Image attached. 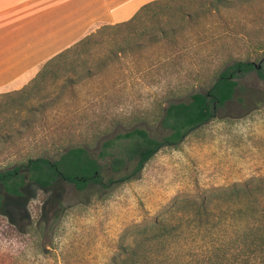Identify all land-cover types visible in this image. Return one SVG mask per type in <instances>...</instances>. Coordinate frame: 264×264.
I'll return each instance as SVG.
<instances>
[{
  "label": "rangeland",
  "instance_id": "rangeland-1",
  "mask_svg": "<svg viewBox=\"0 0 264 264\" xmlns=\"http://www.w3.org/2000/svg\"><path fill=\"white\" fill-rule=\"evenodd\" d=\"M220 16L225 23L209 15L190 25L177 44L115 61L38 116L23 138L1 145L3 171L40 155L58 160L64 147L91 143L93 136L99 137L93 142L97 149L102 140L134 128L162 140L170 135L161 126L165 109L206 93L226 68L221 60L227 48L256 66L238 71L233 98L178 145L158 151L136 180L79 190L61 179L45 189L27 178L22 197L0 186V264H111L125 232L151 222L175 197L264 178V79L258 74L264 72V50L253 47L264 40V33L257 35L264 29V0ZM120 176L108 170L107 177Z\"/></svg>",
  "mask_w": 264,
  "mask_h": 264
},
{
  "label": "trees",
  "instance_id": "trees-1",
  "mask_svg": "<svg viewBox=\"0 0 264 264\" xmlns=\"http://www.w3.org/2000/svg\"><path fill=\"white\" fill-rule=\"evenodd\" d=\"M258 0H157L144 5L129 21L104 25L49 59L36 77L18 91L0 95V147L23 138L48 109L76 86L94 77L128 54L163 43L177 44L191 28L209 15ZM264 33L262 29L257 35ZM238 41L243 39L232 35ZM216 40V39H215ZM264 50V40L254 46ZM212 56L221 59L217 54ZM226 68L206 93L192 94L187 101L172 102L165 109L161 126L170 131L162 140L134 128L95 149L85 140L64 147L58 160L44 155L25 164L0 171V186L13 197H22L26 179L42 188L58 180L79 190L90 184L111 189L113 183L138 179L145 165L162 148L178 145L190 132L214 117L215 106L230 101L236 91L235 75L256 66L226 49ZM264 79V72H259ZM97 144V143H96ZM111 158V159H109ZM108 170L121 174L107 177ZM109 178L106 183L105 179ZM4 197L0 195V215ZM238 219V220H237ZM123 240V241H122ZM111 264H264V178L240 185L181 194L164 206L151 222L134 224L121 237Z\"/></svg>",
  "mask_w": 264,
  "mask_h": 264
},
{
  "label": "crops",
  "instance_id": "crops-1",
  "mask_svg": "<svg viewBox=\"0 0 264 264\" xmlns=\"http://www.w3.org/2000/svg\"><path fill=\"white\" fill-rule=\"evenodd\" d=\"M157 0H0V95L21 90L52 57Z\"/></svg>",
  "mask_w": 264,
  "mask_h": 264
},
{
  "label": "flooded vegetation",
  "instance_id": "flooded-vegetation-1",
  "mask_svg": "<svg viewBox=\"0 0 264 264\" xmlns=\"http://www.w3.org/2000/svg\"><path fill=\"white\" fill-rule=\"evenodd\" d=\"M215 108H216V106H215Z\"/></svg>",
  "mask_w": 264,
  "mask_h": 264
}]
</instances>
